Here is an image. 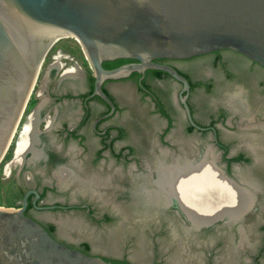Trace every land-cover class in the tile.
Segmentation results:
<instances>
[{
    "label": "flooded vegetation",
    "instance_id": "af4514ba",
    "mask_svg": "<svg viewBox=\"0 0 264 264\" xmlns=\"http://www.w3.org/2000/svg\"><path fill=\"white\" fill-rule=\"evenodd\" d=\"M159 63L189 82L195 126L183 84L165 72L147 71L143 89L142 75L107 81L109 116L92 97L93 74L49 69L11 166L25 184L14 209L29 195L33 236L78 253L73 264H264V68L230 50ZM169 180L175 190L204 186L210 200L219 184L231 208L239 196L248 204L237 217L215 201L199 225Z\"/></svg>",
    "mask_w": 264,
    "mask_h": 264
},
{
    "label": "water",
    "instance_id": "95a60500",
    "mask_svg": "<svg viewBox=\"0 0 264 264\" xmlns=\"http://www.w3.org/2000/svg\"><path fill=\"white\" fill-rule=\"evenodd\" d=\"M59 35L79 42L93 72L92 97L109 105V116L115 106L104 84L137 73L143 89L144 76L153 70L183 84L181 103L195 126L187 104L189 82L159 61L230 50L264 68V0H0V165ZM117 60L135 62L104 67ZM28 197L20 209L0 207V264L78 262V253L44 235L33 236L39 226L24 216Z\"/></svg>",
    "mask_w": 264,
    "mask_h": 264
},
{
    "label": "rangeland",
    "instance_id": "374dc122",
    "mask_svg": "<svg viewBox=\"0 0 264 264\" xmlns=\"http://www.w3.org/2000/svg\"><path fill=\"white\" fill-rule=\"evenodd\" d=\"M53 65H65V71L70 70L76 74L81 72L93 74L79 42L73 38L65 37L59 39L49 52L43 64L37 85L30 98L26 113L16 133L15 139L3 163L0 165V207L18 208V205L21 202V186L23 185V187H25V184L21 179H19L17 167L14 165L12 168L11 166H13L16 161L18 140L22 134L28 114L35 105L41 103V101L45 98L44 96L39 97V94H42L43 84L45 83V80L47 81L49 69ZM9 168H11L10 171L8 170Z\"/></svg>",
    "mask_w": 264,
    "mask_h": 264
},
{
    "label": "bare ground",
    "instance_id": "6f19581e",
    "mask_svg": "<svg viewBox=\"0 0 264 264\" xmlns=\"http://www.w3.org/2000/svg\"><path fill=\"white\" fill-rule=\"evenodd\" d=\"M73 38L75 40H77L74 36H71V35H59L57 36L55 39H57L59 41V39H62V38ZM57 41V42H58ZM30 126V125H29ZM32 127V126H31ZM29 135V133H28ZM23 136V135H22ZM30 136V135H29ZM22 138V137H21ZM24 139L23 142H20L21 143V148L18 150L17 153H22L21 155H18L17 157V160L15 163H18L21 161L22 159V155L24 153V149L26 148L25 146H27L28 144V140L29 138L28 137H25L23 136ZM21 141V140H19ZM31 142V141H30ZM30 146V145H29ZM18 149V148H17ZM27 149V148H26ZM23 151V152H22ZM19 153V154H20ZM200 167V166H199ZM187 169V168H186ZM195 169V167H194ZM198 169V168H197ZM200 169V168H199ZM9 171L11 170V168L8 169ZM193 170V168L191 169ZM8 171V172H9ZM182 172H185V171H182ZM190 172V170H189ZM176 173V172H175ZM186 173V172H185ZM182 175V174H181ZM180 175V176H181ZM185 175V174H184ZM170 176V175H169ZM174 176L175 178L177 177V175H172ZM171 176V177H172ZM183 177V176H182ZM178 179V177H177ZM180 179V177H179ZM173 180V179H172ZM172 180H169V184H171L170 186H172L174 184L170 183ZM176 180V179H175ZM179 181V180H178ZM167 182V183H168ZM183 183V182H182ZM167 185V184H166ZM175 186L177 185L176 183L174 184ZM169 186V185H168ZM178 187V186H177ZM170 188V187H168ZM171 189V188H170ZM169 190V189H168ZM212 192H214L215 194V198H213L214 200H210L208 197V189H206V187L204 186H201V187H195V186H191V185H187L185 187H183L182 189H177L176 190L174 189V187L172 186V192L173 194H177L179 196V200L181 199L182 201V204L186 210V212H188V215H190L193 220L196 222V223H203L204 222V219H201V218H204L203 215H206V214H209V213H212L210 210H213L214 206L213 204L215 203H218V205H220V207L222 208V212L224 211V213L226 214H230L232 216H237L239 215L238 211L239 209H243V207L245 208V205H247L248 203H246L245 199L243 198V196H240L237 197V199L235 198V201L233 200V207L231 208L228 204L230 203V199H228V193L226 191L225 188H223V186L221 185H216L215 188L211 189ZM168 192V191H167ZM171 192V191H169ZM171 192V193H172ZM170 195V193H169ZM243 195V194H242ZM174 197V196H173ZM245 197V196H244ZM229 206V207H228ZM228 207V208H227ZM238 217V216H237ZM207 221V220H206ZM204 224V223H203ZM200 225V224H199Z\"/></svg>",
    "mask_w": 264,
    "mask_h": 264
},
{
    "label": "trees",
    "instance_id": "16d2710c",
    "mask_svg": "<svg viewBox=\"0 0 264 264\" xmlns=\"http://www.w3.org/2000/svg\"><path fill=\"white\" fill-rule=\"evenodd\" d=\"M132 62H135L133 60H117V61H114V62H105L104 63V67L106 69H114V68H117L123 64H127V63H132ZM149 73H156V74H161L162 72L161 71H153V70H150L148 71ZM133 78H136V80L138 79V77H140L139 74L137 73H134L132 75ZM93 83H94V78H92V89H93ZM114 264H130L128 262H125V261H113Z\"/></svg>",
    "mask_w": 264,
    "mask_h": 264
}]
</instances>
